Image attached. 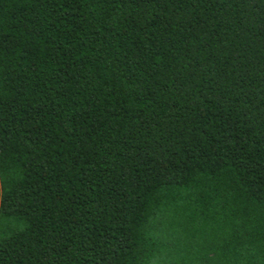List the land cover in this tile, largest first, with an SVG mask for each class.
Masks as SVG:
<instances>
[{
	"label": "trees",
	"instance_id": "obj_1",
	"mask_svg": "<svg viewBox=\"0 0 264 264\" xmlns=\"http://www.w3.org/2000/svg\"><path fill=\"white\" fill-rule=\"evenodd\" d=\"M0 264H264V0H0Z\"/></svg>",
	"mask_w": 264,
	"mask_h": 264
}]
</instances>
